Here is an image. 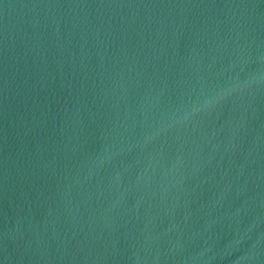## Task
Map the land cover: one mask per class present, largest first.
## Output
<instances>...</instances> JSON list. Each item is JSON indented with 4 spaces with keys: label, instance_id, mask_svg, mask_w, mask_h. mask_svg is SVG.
Here are the masks:
<instances>
[{
    "label": "water",
    "instance_id": "95a60500",
    "mask_svg": "<svg viewBox=\"0 0 264 264\" xmlns=\"http://www.w3.org/2000/svg\"><path fill=\"white\" fill-rule=\"evenodd\" d=\"M0 264H264V0H0Z\"/></svg>",
    "mask_w": 264,
    "mask_h": 264
}]
</instances>
